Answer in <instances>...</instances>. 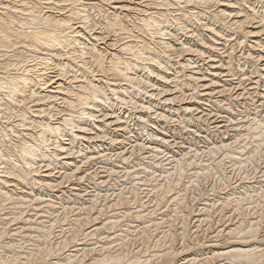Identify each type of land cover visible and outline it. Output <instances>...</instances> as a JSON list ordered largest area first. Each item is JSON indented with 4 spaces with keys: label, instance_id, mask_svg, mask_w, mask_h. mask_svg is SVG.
Instances as JSON below:
<instances>
[{
    "label": "bare ground",
    "instance_id": "obj_1",
    "mask_svg": "<svg viewBox=\"0 0 264 264\" xmlns=\"http://www.w3.org/2000/svg\"><path fill=\"white\" fill-rule=\"evenodd\" d=\"M261 150L264 0H0V264H264ZM213 171L255 220L220 216L201 259L184 224L178 248L126 252Z\"/></svg>",
    "mask_w": 264,
    "mask_h": 264
},
{
    "label": "rangeland",
    "instance_id": "obj_2",
    "mask_svg": "<svg viewBox=\"0 0 264 264\" xmlns=\"http://www.w3.org/2000/svg\"><path fill=\"white\" fill-rule=\"evenodd\" d=\"M229 133H230V135L232 134V131H229L228 132V135H229ZM229 135V136H230ZM158 136H160V134L158 135ZM186 135L184 134V137H185ZM190 136V137H189ZM189 136H186V137H188V141H185L186 143H185V146L186 145H190L192 142H193V144L191 145L193 148H196V145H197V148H199V152H201L202 150H203V143L202 142H199L200 141V139H197V137H195L194 135H190L189 134ZM219 136V135H218ZM196 138V139H195ZM142 139H145V141L144 142H146V140H147V138L146 137H142ZM142 139L140 140V141H142ZM191 140V141H190ZM195 140H197L198 142H199V145L197 144L198 142L197 141H195ZM178 141H180V139L178 140ZM248 147H249V145H247ZM252 146H253V144H252ZM185 150H187V149H185ZM262 151H263V153H262ZM261 153L260 154H258L255 158L257 159L256 161L258 162L259 161V164H258V166H260V167H264V150H261L260 151ZM203 155H204V153H203ZM203 155L201 154V155H199V161H201V160H204V159H207V156H205L204 155V157H203ZM261 156V157H260ZM201 158V159H200ZM262 160H263V162H262ZM263 163V164H262ZM226 164V165H225ZM224 165V168L222 167V169H223V171H225L224 173L225 174H227L229 177L231 176V178H232V180H233V182H234V180H236V179H238L239 177V175L240 174H248V176L247 177H249V176H258L259 174H260V172H258L257 170L256 171H254L256 168L255 167H253V166H251V165H246L241 171H240V173H239V171L238 170H234L233 168V170L231 169V165H229L228 163H224L223 164ZM228 165V166H227ZM228 167H230V168H228ZM253 169V170H252ZM229 171H231V172H229ZM257 173H258V175H257ZM214 174V175H213ZM236 174H238V176L236 175ZM243 174V175H244ZM140 175H142V174H140ZM212 175V176H211ZM224 174H215L214 173V171L213 172H211V174H209V177H207V178H209V179H207V178H201L199 181H198V184H197V187L194 185H192V186H189V188H188V190L189 191H187L186 193V197H185V204L184 203H182L181 205L180 204H178V205H173L172 203H165V205L162 207V209H163V211L165 212L164 214L167 216L168 215V217H172L171 218V220H169L168 221V223H165V224H163L161 227H159L157 230H155V233H158V234H155V233H150V236L149 237H147V235H146V237L145 236H141L140 234H138L139 236H136V238L134 237V239L133 240H135V241H132L131 239H132V237H131V239H130V241H129V243L127 244V246H128V248H127V246H125V248H126V250H128V251H126V252H128V254L129 253H134L133 251H136L138 248L140 249L141 247V254L143 255V254H148L151 250H153L152 248H154V250H156V248L157 249H162V248H164L165 246H172V247H175V248H178L179 247V244H180V239H181V237L180 236H183V233L187 230V232H185V235H186V237H185V239H186V242H187V244L190 246H194L193 248L190 246V250H188V252L186 253L187 255H190V256H195V254H197L196 256H197V259H201L202 257H204V253L203 252H207V250H205V249H203V248H200L199 246H198V244L197 243H200V242H202L203 240H205V237H207V236H210L211 235V232L213 231V228H214V226L216 227V222L218 221V219H220V216H221V218H222V220H227L229 217H230V214H231V218H229V220L232 222V223H234L235 221H237V219L239 220V218H240V215H238L239 214V212L241 213V215H242V212H244V214H243V216L247 219V220H249V219H251L252 221L253 220H255L253 217L254 216H256V214L259 212V211H261V209L264 207L263 205H264V197L262 196L261 197V195H264V193L263 194H261V195H259V199L258 198H256V196L255 195H253V199H252V201L253 202H257V203H260V210L257 208V210L255 209V208H252L251 206L254 204H249V206H248V203L250 202L249 200V202L248 201H246V202H248V203H246V202H243V204H242V206H240L241 208V210L240 209H238L236 206H234L233 205V203L231 204V205H229L228 207L229 208H224V210H223V208H220L219 207V202L218 201H216L217 199H218V197L217 196H220V195H222L221 193H219L218 191H220L221 192V190L223 189V187H224V185H223V183H224ZM237 177V178H236ZM230 178V179H231ZM236 178V179H235ZM189 180V178H186V181H188ZM204 180V181H203ZM231 180V181H232ZM121 184V183H120ZM124 184V185H123ZM123 184H121V186H122V188H125L124 189V196H128V198H130V199H132V196H134V192H133V189H132V185L131 184H126V183H123ZM212 185V186H211ZM130 188H129V187ZM215 186V187H214ZM192 187V188H191ZM213 187V188H212ZM222 187V188H221ZM117 188H118V186H117ZM139 188H140V190H139ZM139 188H137L136 189V194L139 196V200H141L142 202L144 201H148V197H151V199L152 200H156V198H155V196L153 197V196H151L150 195V193H148V195L146 196H144V194L142 193V189H143V187H139ZM221 188V189H220ZM199 189V190H198ZM214 189H216V190H214ZM263 189H264V187H263ZM211 190V191H210ZM214 190V191H213ZM260 190L261 189H258V192H260ZM117 191V190H116ZM127 191H129V192H132V193H128ZM264 191V190H263ZM141 194H140V193ZM196 192V193H195ZM222 192H223V190H222ZM257 192V193H258ZM101 193H103V191L101 192ZM100 193V194H101ZM108 193H110V191L108 192ZM117 193V192H116ZM201 193V194H200ZM212 193L214 194V195H212ZM217 193V194H216ZM206 194V195H205ZM201 196V197H200ZM99 197H100V199L102 198L100 195H99ZM255 198V199H254ZM263 200H262V199ZM97 199V207H99L100 206V204L102 205V203H104L103 201H104V197L102 198V200H99V198H96ZM205 199V200H204ZM214 199V200H213ZM257 199V200H256ZM99 200V201H98ZM201 200V201H200ZM210 200V201H209ZM212 200V201H211ZM101 201V202H100ZM203 201H207V202H212L211 203V205H210V207L208 208V207H206V208H208V210L207 211H203V209L201 210V211H203L202 213L204 214V216H206L205 214H206V212H207V214L208 215H210V216H208V218L207 219H209V220H207V219H205L204 218V216L202 217V218H204L205 220H207L208 222H210L211 223V221H212V223L211 224H209L208 222L206 223V221H202L201 223L203 224H200V226H198L199 224L198 223H196V222H194L193 220H190V218L188 217V215H187V212L188 211H190L189 209H192V210H194V211H196L197 209H198V207L201 205V207H202V202ZM217 202V204H216V202ZM258 201H260V202H258ZM263 201V202H262ZM154 202L155 201H153L152 202V204H154ZM215 202V203H214ZM200 203V204H199ZM213 203H214V205H216V206H214L213 205ZM99 204V205H98ZM76 205H79V204H76ZM213 205V206H212ZM246 205L248 206V208L246 207ZM251 205V206H250ZM262 205V206H261ZM150 206V205H149ZM185 206V207H184ZM218 206V207H217ZM196 207H197V209H196ZM200 207V208H201ZM212 207V208H211ZM234 207V208H237L236 210H233V211H231L232 210V208ZM250 207V208H249ZM211 208V209H210ZM215 208V209H214ZM233 208V209H234ZM251 208H252V210H251ZM165 209V210H164ZM219 209H220V211H219ZM249 209V210H248ZM210 210V211H209ZM238 210V211H237ZM244 210V211H243ZM259 210V211H258ZM212 211V212H211ZM216 211H219V213L221 214V212H222V214L221 215H219V213H217ZM230 212V213H228V212ZM237 211V212H236ZM262 211H264V208H263V210ZM166 212H167V214H166ZM236 214H235V213ZM246 212H247V214H246ZM226 213H228V214H226ZM249 213V214H248ZM263 213V212H262ZM172 214V215H171ZM184 214V215H183ZM234 214L236 215V216H234ZM264 214V213H263ZM72 215V214H71ZM170 215V216H169ZM226 215V218L224 217ZM227 215H228V217H227ZM155 216V215H154ZM166 216H164L165 217V219L167 218ZM185 218H184V217ZM186 216H187V218H186ZM253 216V217H252ZM156 218H158V217H160V215H157L156 214V216H155ZM154 217V218H155ZM210 217V218H209ZM233 217H235V219L233 218ZM237 217V218H236ZM175 218V219H174ZM184 218V219H183ZM212 218V219H211ZM183 219V220H182ZM211 219V220H210ZM216 219V220H215ZM172 220H174V221H172ZM182 221H184V223L182 222ZM216 221V222H215ZM185 222L186 223H188L187 224V226H186V224H185ZM171 223V224H170ZM205 223V224H204ZM182 224V225H181ZM183 224H184V226H185V231H184V229L181 227V226H183ZM195 224H198L197 225V227H196V225ZM208 224H209V226H208ZM262 224V223H261ZM168 225V226H167ZM202 225V226H201ZM180 226V227H179ZM183 226V227H184ZM196 228H195V227ZM204 226H205V231H203L204 229ZM209 228H207V227ZM198 228V229H197ZM160 229V230H159ZM162 229H164V230H162ZM182 231H181V230ZM192 229V230H191ZM209 230V232H207L206 230ZM215 229V228H214ZM259 229L261 230V233H262V230H263V228H262V226H259ZM157 231V232H156ZM154 232V231H153ZM180 232H182V233H180ZM195 233V234H194ZM194 234V235H193ZM156 235V236H155ZM162 236V237H160V236ZM171 235V236H170ZM175 235V236H174ZM155 236V237H154ZM204 236V237H203ZM138 237V238H137ZM151 237V238H150ZM158 239H157V238ZM173 237V238H172ZM140 238V239H139ZM151 240H150V239ZM54 239V240H53ZM52 240H53V242H55V238H53ZM145 239V240H144ZM153 239V240H152ZM157 239V240H156ZM220 240H221V238H219ZM138 240V241H137ZM142 240V241H141ZM147 240H149V241H147ZM188 240V241H187ZM143 241H145V244L148 246H146L145 244H142V243H144ZM140 242H141V244H142V246H141V244H140ZM148 242V243H147ZM150 242V243H149ZM178 242V243H177ZM155 243V244H154ZM171 243V244H170ZM130 244V245H129ZM149 244V245H148ZM153 246H152V245ZM157 244V245H156ZM138 245V246H137ZM140 245V246H139ZM144 245L146 246V247H144ZM264 245V244H263ZM151 248H150V247ZM137 249H136V248ZM143 247H144V249H143ZM131 248V249H130ZM146 248V249H145ZM149 250H148V249ZM200 248V249H199ZM134 249V250H133ZM148 251V252H147ZM195 252V253H194ZM198 252V253H197ZM131 253V254H132ZM203 253V254H202ZM131 254H129V255H131ZM203 255V256H202ZM206 255V254H205ZM224 262V261H223Z\"/></svg>",
    "mask_w": 264,
    "mask_h": 264
}]
</instances>
